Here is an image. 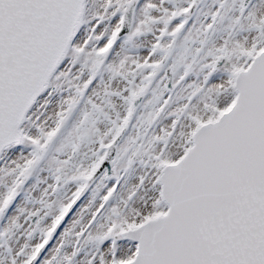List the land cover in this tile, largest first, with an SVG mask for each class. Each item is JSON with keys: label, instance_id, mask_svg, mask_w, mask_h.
Instances as JSON below:
<instances>
[{"label": "snow or ice", "instance_id": "obj_1", "mask_svg": "<svg viewBox=\"0 0 264 264\" xmlns=\"http://www.w3.org/2000/svg\"><path fill=\"white\" fill-rule=\"evenodd\" d=\"M0 264H264V0H0Z\"/></svg>", "mask_w": 264, "mask_h": 264}]
</instances>
